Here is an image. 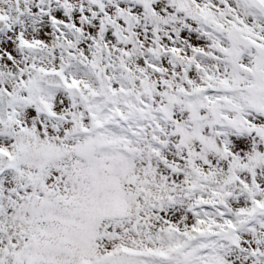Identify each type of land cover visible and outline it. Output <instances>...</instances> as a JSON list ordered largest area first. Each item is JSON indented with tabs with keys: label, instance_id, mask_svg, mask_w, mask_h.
<instances>
[{
	"label": "snow or ice",
	"instance_id": "obj_1",
	"mask_svg": "<svg viewBox=\"0 0 264 264\" xmlns=\"http://www.w3.org/2000/svg\"><path fill=\"white\" fill-rule=\"evenodd\" d=\"M0 264H264V0H0Z\"/></svg>",
	"mask_w": 264,
	"mask_h": 264
}]
</instances>
